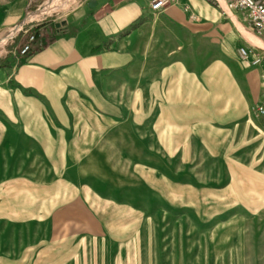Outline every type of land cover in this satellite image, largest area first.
Returning a JSON list of instances; mask_svg holds the SVG:
<instances>
[{
	"label": "rangeland",
	"instance_id": "374dc122",
	"mask_svg": "<svg viewBox=\"0 0 264 264\" xmlns=\"http://www.w3.org/2000/svg\"><path fill=\"white\" fill-rule=\"evenodd\" d=\"M50 1L0 31V59L22 56L30 33L116 2ZM202 1L214 20L193 3L182 22L172 6L147 10L154 34L119 112L108 129L90 119L71 160L23 172L0 161V264H264V48L219 0Z\"/></svg>",
	"mask_w": 264,
	"mask_h": 264
},
{
	"label": "crops",
	"instance_id": "0c3cea01",
	"mask_svg": "<svg viewBox=\"0 0 264 264\" xmlns=\"http://www.w3.org/2000/svg\"><path fill=\"white\" fill-rule=\"evenodd\" d=\"M32 1L0 0V31L24 23ZM149 1L148 9L147 0L84 9L55 30L36 32L38 44L47 46L0 59V161L6 171L42 170L50 162L71 160L76 133L91 130L92 118L108 129L154 34L147 10L155 17L172 6L169 16L182 22L188 19L182 6L193 3L202 19L216 18L214 7L202 0H171L160 12L152 11Z\"/></svg>",
	"mask_w": 264,
	"mask_h": 264
},
{
	"label": "built area",
	"instance_id": "2783aa9c",
	"mask_svg": "<svg viewBox=\"0 0 264 264\" xmlns=\"http://www.w3.org/2000/svg\"><path fill=\"white\" fill-rule=\"evenodd\" d=\"M230 8L240 12L245 20L250 24L254 32L264 39V0H225ZM171 4V0H152L151 10L160 12ZM36 34L29 35L28 41L22 46L20 54L28 55L33 50V42L36 40ZM246 58V51H242ZM256 113L264 118V100L257 105Z\"/></svg>",
	"mask_w": 264,
	"mask_h": 264
},
{
	"label": "bare ground",
	"instance_id": "6f19581e",
	"mask_svg": "<svg viewBox=\"0 0 264 264\" xmlns=\"http://www.w3.org/2000/svg\"><path fill=\"white\" fill-rule=\"evenodd\" d=\"M60 0H52L50 1L51 4H53L52 6H57V4L59 3ZM221 2V4L224 6V8L229 12L230 16L232 17V19L235 21L236 25L238 26V28L244 32V34L248 37V39L250 40V42H252L254 45H258L260 47H263L264 48V43L262 42L261 39L257 38L256 36H254L253 34H249L247 33L243 26L241 25V23L238 21L237 17L232 13V11L229 9V4L226 3L225 0H219ZM75 2V1H74ZM73 3V2H72ZM59 5V4H58ZM69 6V5H68ZM50 7V6H49ZM61 7V6H60ZM48 8V7H46ZM60 10V9H59ZM47 11H40V12H33V13H30L27 17L30 18L34 15H42V14H45ZM34 18V17H32ZM28 20V19H27Z\"/></svg>",
	"mask_w": 264,
	"mask_h": 264
},
{
	"label": "trees",
	"instance_id": "16d2710c",
	"mask_svg": "<svg viewBox=\"0 0 264 264\" xmlns=\"http://www.w3.org/2000/svg\"><path fill=\"white\" fill-rule=\"evenodd\" d=\"M38 38H36V40L33 42V49H36V50L41 48V47L47 46V44H48V43H44V44L40 43V44H38V41L40 40ZM40 41H42V40H40Z\"/></svg>",
	"mask_w": 264,
	"mask_h": 264
}]
</instances>
